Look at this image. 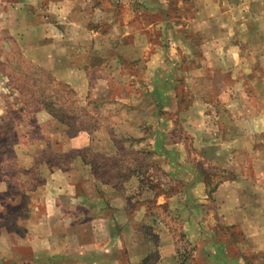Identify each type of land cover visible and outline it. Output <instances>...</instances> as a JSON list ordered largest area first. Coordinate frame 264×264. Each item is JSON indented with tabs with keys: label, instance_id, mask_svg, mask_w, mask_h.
<instances>
[{
	"label": "rangeland",
	"instance_id": "rangeland-1",
	"mask_svg": "<svg viewBox=\"0 0 264 264\" xmlns=\"http://www.w3.org/2000/svg\"><path fill=\"white\" fill-rule=\"evenodd\" d=\"M76 1L80 51L58 48L68 24L40 3L0 0V264H128L138 231L156 264L164 225L178 247L164 264H264V34L246 30V2L231 20L212 0ZM30 61L89 104L96 130L28 108L44 87ZM86 148L145 174L99 184L81 158L63 163ZM233 181L258 208L228 226L216 192Z\"/></svg>",
	"mask_w": 264,
	"mask_h": 264
},
{
	"label": "crops",
	"instance_id": "crops-1",
	"mask_svg": "<svg viewBox=\"0 0 264 264\" xmlns=\"http://www.w3.org/2000/svg\"><path fill=\"white\" fill-rule=\"evenodd\" d=\"M16 1L18 4H20V6L24 4L22 7H24L26 4L27 5L32 4V5L38 6L40 3L42 7L37 10H39V13L42 15L43 20H55L58 28H60L59 26L61 25V23H63V25L68 24L67 32L63 33L61 31V36L59 40L60 42L57 43L58 48L61 50L62 49L69 50L68 49L69 47L73 50L80 51L78 49L79 38L77 35L81 28L87 27V24L85 23L87 20L84 23L79 21L80 17L77 12L79 11V9H78L76 0H16ZM244 1L246 2L244 3L246 5V8H245L246 14L244 15V19H245L244 26L246 30L247 31L259 30V32L264 34V0H244ZM237 3L239 2L235 1L234 3V0H212L209 6L213 10V13L211 14V16L216 18V17H219V15H221L222 17L223 14H226V12H228L230 16L229 18L231 20H234L235 17H232V16L234 14V11H236L235 10L236 8L234 9V7L237 6L236 5ZM226 5L227 6L230 5L229 11H226L224 9ZM237 8H239V6ZM14 13H20L19 17H21L22 19L25 18L24 13L21 10H15L11 8V11L7 13V16L10 15L9 20H12L13 18H15L13 17ZM68 20H70V23ZM236 21L237 20H235V22ZM70 25L73 26V29H70ZM68 31L71 34H68ZM75 46H77V48ZM45 56L46 55H40L39 61L37 60L38 63L43 62V58ZM50 57L51 55L47 56V58H50ZM73 81L74 80L72 79L69 84H74ZM228 185L227 184L223 185L216 192L217 200L221 204V208H222L221 210L223 211L221 213L222 215H224V216H220L222 223L228 226H236L244 222L248 223L250 219L254 220L255 218L253 217H254V212L257 211V208H258L257 205L252 203V204H249L247 208L243 204H239V201L242 198V196L238 194L239 191L237 192V182L233 181L232 183H229ZM262 212L264 213V210H262ZM121 224L122 222H119V225ZM164 226L166 229L165 234L162 235L161 238H158L159 239L158 243L159 244L161 243L163 246H161L160 252L157 251L158 260L156 261V264H164L166 262L172 261L173 260L172 257L173 256L175 257L178 253V247L174 240V236L171 235L170 229L168 228L169 230L168 232L167 226L166 225ZM138 232L141 237L138 236L139 239L137 242L135 240L132 241V246L130 247V250L128 253L129 254L128 264H143L150 258V255H151V250L149 249L148 242H146L147 241L146 237L142 235L140 231ZM109 237L105 236L103 240L107 241ZM120 240H121V237L118 235H115L114 241L118 243L120 242ZM142 241H144V244L142 243ZM102 246H103L102 244L100 246L95 245V249L99 250L103 248ZM105 253L109 254L110 252L109 250H107ZM204 259L205 257L203 258V261H202L203 264H204ZM117 260H118V257H117ZM99 263L102 264L103 261ZM117 263L121 264L118 261ZM180 263L183 264V261ZM123 264H126V262Z\"/></svg>",
	"mask_w": 264,
	"mask_h": 264
},
{
	"label": "trees",
	"instance_id": "trees-1",
	"mask_svg": "<svg viewBox=\"0 0 264 264\" xmlns=\"http://www.w3.org/2000/svg\"><path fill=\"white\" fill-rule=\"evenodd\" d=\"M28 67L41 73L43 81L40 82L44 84V87L39 85L37 92L39 96L30 91L31 97L35 95V98L28 101V108H30L31 103L38 104L43 111L50 115L56 122L65 126L74 136L81 132L89 133L96 130L95 122L88 111L89 104L87 102L86 104L81 103L71 86L54 80L48 76L43 69L35 66L31 61L29 62ZM33 75H28V77L30 76L29 78H31L30 80L36 84L39 83L37 79L32 78ZM32 86L34 87V84ZM118 143L119 142H116L119 146ZM91 151L90 148L81 151H70L67 155L68 160H64L63 163H67L76 158H81L85 165L91 167L93 176L99 184L114 189H121V186L135 174L141 176L145 174L143 171L144 162H141L140 160H135V162H137L135 164L136 168L131 170L130 168L121 165L125 164L126 160L124 159H117L115 160L116 163L111 165L110 163H112V161L109 159H105L99 154H94L92 156L93 159L91 158V160H89L87 156ZM127 172L129 173L126 175ZM170 232L175 237L172 229H170Z\"/></svg>",
	"mask_w": 264,
	"mask_h": 264
}]
</instances>
